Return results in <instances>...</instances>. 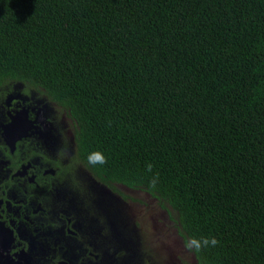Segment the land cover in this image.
<instances>
[{
	"label": "trees",
	"instance_id": "1",
	"mask_svg": "<svg viewBox=\"0 0 264 264\" xmlns=\"http://www.w3.org/2000/svg\"><path fill=\"white\" fill-rule=\"evenodd\" d=\"M2 85L65 106L82 159L184 241L215 237L198 264H264V0H0Z\"/></svg>",
	"mask_w": 264,
	"mask_h": 264
},
{
	"label": "flooded vegetation",
	"instance_id": "2",
	"mask_svg": "<svg viewBox=\"0 0 264 264\" xmlns=\"http://www.w3.org/2000/svg\"><path fill=\"white\" fill-rule=\"evenodd\" d=\"M29 91L0 86V264H198L162 203L102 179L66 107Z\"/></svg>",
	"mask_w": 264,
	"mask_h": 264
},
{
	"label": "clouds",
	"instance_id": "3",
	"mask_svg": "<svg viewBox=\"0 0 264 264\" xmlns=\"http://www.w3.org/2000/svg\"><path fill=\"white\" fill-rule=\"evenodd\" d=\"M88 162L90 164H105L107 162L106 157L100 153V152H93L90 153L87 157ZM151 166L149 165V170ZM218 244V241L215 237L209 238V237H190L184 241V248L188 252H194L199 253L202 248H207L209 246H216Z\"/></svg>",
	"mask_w": 264,
	"mask_h": 264
},
{
	"label": "rangeland",
	"instance_id": "4",
	"mask_svg": "<svg viewBox=\"0 0 264 264\" xmlns=\"http://www.w3.org/2000/svg\"><path fill=\"white\" fill-rule=\"evenodd\" d=\"M158 210H159V208H158ZM148 212H149V209H148ZM163 222H167V223H169L167 220H163ZM170 224V223H169ZM158 225H156V227H157ZM176 227L177 225L176 224H171V225H169V228H167V230H169V229H174L173 227ZM159 230H163V232L165 233L166 231H165V228L163 227H161V229H159ZM156 231H153V234L155 233ZM167 233V232H166ZM167 243H169L168 241H167ZM164 253H165V248H162L161 249V254L162 255H164ZM166 254H170L169 252H167L166 251Z\"/></svg>",
	"mask_w": 264,
	"mask_h": 264
}]
</instances>
